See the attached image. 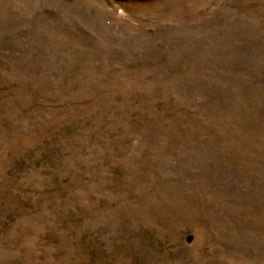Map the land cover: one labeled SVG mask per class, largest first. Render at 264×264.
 I'll use <instances>...</instances> for the list:
<instances>
[{
    "label": "rangeland",
    "instance_id": "rangeland-1",
    "mask_svg": "<svg viewBox=\"0 0 264 264\" xmlns=\"http://www.w3.org/2000/svg\"><path fill=\"white\" fill-rule=\"evenodd\" d=\"M0 264H264V0H0Z\"/></svg>",
    "mask_w": 264,
    "mask_h": 264
}]
</instances>
